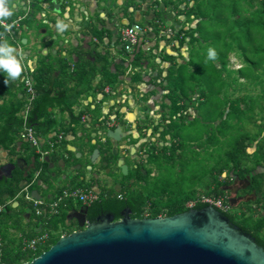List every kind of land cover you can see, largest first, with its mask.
Returning <instances> with one entry per match:
<instances>
[{
	"label": "trees",
	"instance_id": "16d2710c",
	"mask_svg": "<svg viewBox=\"0 0 264 264\" xmlns=\"http://www.w3.org/2000/svg\"><path fill=\"white\" fill-rule=\"evenodd\" d=\"M30 1L34 4L30 13L26 12V10H20L6 19V21H10L18 16L26 14L20 27L23 36H25L24 26L31 24L30 19L34 18L39 11L38 3H43L46 0H39L38 3L34 0ZM241 3L249 5V13L243 15L239 14L238 8L235 6H239ZM230 4L233 6L232 13H229V6L231 8ZM223 13L226 16L223 18L224 14L220 15V18H216V20L223 24V29L224 27H228V29H222L218 37L224 36L227 41L225 45L226 54L237 42L236 46L240 51L243 66L237 70V77L233 83L237 85V88L240 87L248 92L238 98L224 96L222 100H218L222 95L221 90L223 82L221 76L216 75L218 73L215 71L213 60H207L205 66L199 68V70L203 71L200 72L199 78L195 77V83L204 86V88L200 87L199 93L200 97H205V105L209 102L210 96V101L215 100V102H217V105L214 106V108H216L214 111L215 115H213L215 119L210 121V126H214V122L216 123L218 119L220 120L219 125L216 124L215 126L216 132L208 128L204 131L207 137L206 141L209 142V147H211L213 151L211 159L215 158L213 155L222 151V157L226 160V165L222 164L220 155L218 154L216 156L219 158L218 164L213 166H210V164L205 165L206 171L211 175L214 184L207 185L200 192L206 195V197L223 198L227 203L225 190L222 184L231 182V179L235 178V176L241 179L246 178L247 176H251V173L255 171L256 168H264V0H226ZM195 17L199 19L197 13H195ZM200 28L201 26L198 28L199 31H201ZM190 32H195V30H191ZM214 32H216L215 35L218 34L217 31ZM214 32H212V34ZM3 35L4 29L0 25V42L7 41L9 44L15 46L14 41L11 42L7 37L2 38ZM237 36H240L241 39H236ZM141 57L142 55H140V52L135 55L132 60L135 67L141 65ZM221 62L224 63L225 60L221 58ZM179 69L178 77H175V74L170 72L167 78L169 80V87L172 86V83L179 85L178 91L173 88L169 95L174 113H181V111L185 109L181 103L183 101H190L191 99L189 97V90L192 86H190L188 80L192 81L193 77L187 80L185 74L181 71L182 69H186V67H179ZM52 71V67L42 64L39 73L34 77L38 97L32 104L28 113L27 124L32 127L40 137L42 150L49 152L53 149V158L59 159L63 153L73 157V153L67 149V145L69 144L67 141L62 140L58 142L56 137L58 134L49 137V134L54 131L56 128L55 126L58 125L57 120L53 119L51 112L55 103L59 101L53 96L55 84L51 76ZM78 72H75L76 76L70 77L76 80L77 91L75 95L72 94V101H70L69 104L65 103L66 107L64 106L63 109L64 111L70 112L72 121L70 129L73 131L75 127L79 125L81 117L80 115L77 117L74 116L71 108L75 102L79 100L81 95L89 93V90L92 89L90 86L91 76L87 77L84 70ZM183 76L185 80L181 81ZM173 77H175V79ZM239 78L244 79L245 83H238ZM139 79V76L133 78L134 82ZM117 80V73L114 75L110 74L105 77L104 82L100 83L97 88L102 92L106 87H110L115 94ZM219 83L221 86L218 91L213 90L211 95L210 91ZM20 84L21 82L19 79H8L7 83H5V75L0 74V150L7 152L8 155L11 156H19L24 159L27 164H32L34 169H39L43 166L45 169L46 162H41L40 155L36 153L35 148L21 138L23 129L22 113L25 110L26 99L24 89H22L23 86L20 87ZM188 88L189 90H187ZM253 88H259V93L256 96H253L251 93ZM195 89L197 88L195 87ZM67 91L68 90L65 91L64 95H67L69 98L70 94H67ZM20 94L22 95L21 98ZM255 107L257 109H255ZM90 113L94 115L95 118L97 117L98 120L96 123L101 121L96 111ZM231 118L233 120L237 119L238 122L235 124L238 125H242L241 122L247 119H251L253 122L255 121V125L259 126L260 135L252 137L247 133H241L233 137L231 141L227 143L228 147L223 151L221 150L222 146H220L221 142L218 139L224 137L225 133H228L232 129L234 123L230 122ZM194 129L196 133L202 134L195 125ZM50 142L53 143L52 147L50 146ZM254 142H256L255 148L252 153H249L248 149L251 148L250 145ZM203 148V146L200 147V152ZM225 173L226 178L220 180L223 176L222 174ZM32 178V172H25L16 168L12 173V178L0 182V264H23L30 262L32 259L47 251L61 236L68 235L76 230V227L67 223V213L73 207L72 200L70 199L60 204L55 214L36 215L31 201L26 198V193L31 194L32 190L34 188L39 189V186L33 181L32 186H30L27 191H24L26 185L31 183ZM40 179L47 182L49 176H47L44 171ZM250 182L251 190L254 189L257 193L255 200L245 204L238 212H233L231 206L227 212H222L234 225L240 227L242 231L251 234L256 239V242L264 247V215L260 214L257 216L254 214L255 210L264 212V173L251 177ZM77 188L85 190L89 189V186L78 183L73 189ZM60 193L61 191H58L56 195H53L51 199L45 202H52ZM177 196L176 200H171L169 204L161 205L163 208L168 209V216L187 211L188 208L185 206V202L188 200L196 199L197 203L194 208L197 209L204 208L208 205L201 202L195 192L192 195L186 194L185 196ZM15 203H17L16 206H14ZM112 206L122 207V204H119L116 200L111 201L108 198H102L90 205L91 210L98 207L109 209ZM27 214H29L28 217ZM158 215L159 211L153 214L154 217ZM44 233H48L49 238L45 244H40L37 250L33 251L25 247V242H29Z\"/></svg>",
	"mask_w": 264,
	"mask_h": 264
},
{
	"label": "crops",
	"instance_id": "0c3cea01",
	"mask_svg": "<svg viewBox=\"0 0 264 264\" xmlns=\"http://www.w3.org/2000/svg\"><path fill=\"white\" fill-rule=\"evenodd\" d=\"M68 1L69 4L62 5L59 15L52 12L53 6L49 8L48 5L43 6L40 3L38 13L30 19L31 24L24 26L25 36L21 30L17 33L14 48L18 60L24 67L23 74L21 73L19 78L20 82H24V72L27 71L35 85L34 77L39 73L42 64L53 68L51 75L55 84L53 96L59 101L55 103L51 112L58 125L49 137L59 133L64 134V141L69 143L67 149L75 154L76 159H78L77 153L81 154L80 158L87 159L96 148L97 132L95 131L98 130L96 124L99 122L96 123L97 117L95 118L90 112L96 111L98 118L106 121L113 116L131 120L151 115V110L158 108L160 100L170 98L173 88L178 91L179 85L172 83L173 87H169L167 78L170 72L178 77L179 67H186L181 71L187 80L193 77L192 81L188 80L192 88L187 89L191 99L181 103L186 109L183 112L192 117V120L198 117L195 108L201 105L199 103H205V97H200V87L204 88V86L196 84L195 77H200L199 74L203 70L199 68L207 63L209 47H214L218 53L213 65L218 73L216 75L222 78V85L227 84L225 86L227 90L237 87L233 81L237 77V70L243 65L231 68L229 61L232 59L241 61L242 58L235 44L226 54L227 41L223 37H218L223 24L217 22L216 18H220L225 9L218 0H214L212 7H208L209 10L206 8L207 3L212 0H176V5L173 7L171 4L175 2L169 4V1L161 0V7L155 10L152 7L147 8L144 0L142 7L140 5L134 7V5L132 8L124 6L125 0H114L117 11L109 17L102 12L99 4L101 0ZM12 4L17 6L14 13L20 11L16 2ZM118 8L122 11L121 17L118 15ZM209 11H213V15L206 17ZM195 13L199 15V19L195 17ZM63 15L69 16V19H60ZM225 16L224 14L223 18ZM58 22L65 24L66 27L59 30ZM135 23L142 25L145 32L136 52L130 58L129 63L134 68L132 75L128 79L118 77L115 94L110 92V87L108 92L105 89L99 91L97 87L104 82L106 76L114 75L116 71L121 73L119 66L120 55L123 52L121 29ZM200 26L201 31L198 29ZM169 30L172 31L171 34L168 33ZM191 30L195 32H190ZM214 31L218 34L215 35ZM24 39L25 43H23ZM139 52L143 58L141 57L140 60L141 65L135 67L132 60ZM221 58L225 60L224 63L221 62ZM80 70H84L87 77L91 76L92 89L89 93L81 95L71 108L74 116L81 117L79 125L73 131L70 129L72 122L70 112L63 109L64 106L66 107L65 103L69 104L72 101V94L75 95L77 91L76 80L70 77L76 76L75 72ZM72 73L75 74L70 75ZM136 76L140 79L134 82L133 78ZM220 86L219 83L214 88L218 90ZM66 90H68L67 94H70L69 98L64 95ZM146 101L149 104L144 107ZM71 147H74V152ZM63 155L65 156L64 153ZM7 156V153L3 152V158ZM68 156L71 158V155ZM220 180L224 179L220 178ZM225 196L227 199V192Z\"/></svg>",
	"mask_w": 264,
	"mask_h": 264
},
{
	"label": "flooded vegetation",
	"instance_id": "af4514ba",
	"mask_svg": "<svg viewBox=\"0 0 264 264\" xmlns=\"http://www.w3.org/2000/svg\"><path fill=\"white\" fill-rule=\"evenodd\" d=\"M10 2H16L19 10L26 9V12L29 13L34 7V4L31 2L28 4L27 0H11ZM50 2L51 0H46L41 4L48 5L50 8L52 6ZM124 2V6L129 8L134 5V7L136 5L142 7V0L140 3L136 0H125ZM168 3H172L173 7L176 5V0H170ZM99 4L106 17L112 16L117 11L114 0H101ZM118 11V15L121 17L122 11L119 8ZM125 27L127 26L122 29ZM119 66L122 71L121 73L116 71L118 77L128 79L134 68L131 63L129 67L125 61L124 52L120 55ZM110 92L113 90L110 89ZM169 101V99L160 100L158 108L151 110L149 116L131 120L113 116L107 121L104 119L97 123L98 130L95 131L97 132L95 139L96 148H99L100 153L94 162H91L93 151L87 159H76L75 154L71 158L65 154L58 159L52 157L53 149H51L41 161L46 162V168L44 169L43 166L34 169L32 164H27L19 156L8 155L7 152L8 156L1 163L5 151L0 150V182L12 178L13 171L19 168L33 174L31 183H28L24 190L32 186L33 181L39 186V189L32 190L30 194L32 198H34L33 191H37L40 200L45 202L56 195L58 191H69L78 183H82L98 194L94 202L108 198L122 204V207L112 206L109 209L98 207L91 210L90 205L93 202L84 204L70 198L73 207L67 213V223L76 227L75 231L83 229L80 226V221L96 222L99 217L104 215H112L117 221L125 215H129L133 219L153 218V214L159 211L158 216L166 217L168 209L161 205L169 204L171 200H176L178 197V193L173 191L172 187L175 184H173V177L168 176L169 170L178 173L180 169L188 167L186 163L193 158V152H200L199 143L207 142L204 133H202L203 135L195 133L192 117L185 115V111L174 113L172 103ZM148 104L146 101L144 107H147ZM111 130H118L117 138L108 137V132ZM194 136H198V138H194ZM64 139L65 135L62 140ZM86 142L88 143V141ZM44 171L49 176L47 182L40 179ZM222 175L223 179L226 178V173ZM250 179V176L242 179L235 176L231 182L222 184L225 192L228 193V203L231 201L237 207H243L242 204L255 200L257 193L254 189L250 191ZM189 184H192L191 181ZM167 185H170L169 189ZM197 197L201 201L206 195L199 194ZM192 202H196V199L185 202L188 210L191 209L189 204ZM84 207H87V210L80 214L81 208ZM28 216L29 214H27Z\"/></svg>",
	"mask_w": 264,
	"mask_h": 264
},
{
	"label": "water",
	"instance_id": "95a60500",
	"mask_svg": "<svg viewBox=\"0 0 264 264\" xmlns=\"http://www.w3.org/2000/svg\"><path fill=\"white\" fill-rule=\"evenodd\" d=\"M145 2L154 10L162 3ZM51 4L52 12L59 15L69 1L51 0ZM62 18L68 20L69 16ZM117 133L111 130L108 137L117 138ZM99 153V148L93 150L91 162ZM262 173L264 168H257L250 177ZM32 195L40 200L37 191ZM229 205L236 206L231 201ZM84 210L87 207L80 214ZM80 226L82 230L61 236L47 251L23 264H264V247L212 204L166 217L133 219L125 215L115 221L112 215H104L96 222L80 221Z\"/></svg>",
	"mask_w": 264,
	"mask_h": 264
},
{
	"label": "rangeland",
	"instance_id": "374dc122",
	"mask_svg": "<svg viewBox=\"0 0 264 264\" xmlns=\"http://www.w3.org/2000/svg\"><path fill=\"white\" fill-rule=\"evenodd\" d=\"M34 1L37 3L39 2V0H34ZM167 1H170V0H167ZM218 1L220 2V4L221 3L223 4L222 7L225 6L226 0H218ZM213 3H214V0H212V2L210 1L209 3H207V7H206L207 10H209L208 7H212ZM38 5H41L40 2L38 3ZM235 7L238 8L237 10H238L239 14H241V15H243L245 13H249L248 12L249 11V5L248 4L241 3V4H239V6H235ZM232 8H233L232 5H231V8L229 6V9H230L229 13L233 12ZM211 15H213V11H209L207 13L206 17H209ZM225 29H228V27H224L223 30H225ZM223 38H225V37L223 36ZM236 39H241V38H240V36H237ZM235 45H237V42ZM240 64L243 65L242 60L236 61V60L232 59V61H229V65L231 68H236V67L240 66ZM172 67H174V66H172ZM185 77H182L181 81H184ZM238 83H240V84L245 83V80L242 78H239ZM22 84H23V82H21V84L19 86L20 87L23 86ZM225 86L222 85V88H224L222 90V97L223 98H224V96H226V97L231 96V98H238L242 95H245L248 92L245 89H242L240 87L237 88L236 86L231 87V89L227 90V87H225ZM213 90L218 91L216 88H213L212 91H210L211 95H212ZM215 93H217V92H215ZM251 93L253 94V96H256L259 93V88H256V89L253 88V90H251ZM222 97L220 96L218 98V100H222ZM210 100H211V96L209 98V102L207 103V105H205V103H202L197 108H195L196 113L198 114V117H194V125L196 128H199L200 133H204L206 128L212 130L213 132H216L215 126H216V124L219 125V122H220V120L218 119L216 123L214 122V126H212V125L210 126V121H213V119H215L213 117V115H215L214 111L216 110V108H214V106L217 105V102H215V100L214 101H210ZM255 109H257V108L255 107ZM257 118H259V117H257ZM230 122H232L234 124L232 126V129L228 132L229 134L225 133L224 137H221L218 139L221 142L220 146H222L221 150H223V151H224V149H226L228 147L227 143L230 142L233 137L238 136L241 133L242 134L247 133L249 136H252V137L260 135L259 126H256L255 121L253 122V121H251V119L250 120L249 119L243 120L241 122L242 125L235 124L236 122H238L237 119L233 120L231 118ZM196 137L198 138V136H194V138H196ZM95 144H97V143H95ZM255 144H256V142H254L253 144L250 145L251 148L248 149L249 153L253 152V150L255 148ZM203 145H204L203 151H201L200 153L193 152V155H192L193 158L191 159V161L186 163V165H188V167L185 166V169H180L178 173L173 172V170H169L168 176L173 177V184H175L172 187L173 191L178 193V195H181V196H185L186 194L192 195L194 192L197 193V195H199L202 193L200 191L203 188H205L207 185L214 184L211 175L208 174V172L206 171L205 165L210 164V166H213L215 164H218L219 158L216 157L218 154L220 155L221 163L226 165V160L224 157H222L223 156L222 151L220 153H216V155H213V156H215V158L211 159L213 151H212L211 147H209V145H210L209 142L202 141L201 143H199V147H201ZM220 146H219V148H220ZM205 158H208V159H205ZM4 160L5 159L3 158L1 163H3ZM258 175H260V174H258ZM221 179H223V177ZM190 181L192 184H189ZM168 184H170V183H168ZM167 188L169 189L170 185H167ZM211 188H212V186H211ZM250 191H251V189H250ZM242 205H245V204H242ZM240 208L241 207L236 206V207H233L232 210H233V212H238ZM258 211L255 210L254 214L257 216H259L260 214L264 215V212H262V211L258 212Z\"/></svg>",
	"mask_w": 264,
	"mask_h": 264
},
{
	"label": "built area",
	"instance_id": "2783aa9c",
	"mask_svg": "<svg viewBox=\"0 0 264 264\" xmlns=\"http://www.w3.org/2000/svg\"><path fill=\"white\" fill-rule=\"evenodd\" d=\"M28 4L31 2L30 0H27ZM25 15L18 16L15 19H12L10 21H4V23L12 24V27L10 30H6L4 27V23H0V25L4 29V35L2 38L7 37L10 38L12 41L17 40V33L20 32L21 22L24 19ZM145 29L140 24H132L130 26L125 27L121 31V44L124 52V58L125 61L129 64L130 67V58L132 55L136 52V49L139 45V41L141 37L144 35ZM169 34L172 33V31H168ZM24 92H25V110L22 113L23 116V129L21 132V138L28 142L33 148H35V151L37 154L40 155L41 161L45 158L48 151L42 150V142L40 140V137L38 136L37 132L27 124V118L28 113L31 109L32 104L35 102L37 98V90L36 87L32 81L31 76L27 71L24 72ZM105 91H109V87L105 88ZM64 134L59 133L56 137L58 141H61ZM50 146H53V143L50 142ZM24 191H27L25 189ZM97 193L94 192L91 189H72L69 191L61 192L59 195H57L52 202H44L42 200L34 199L30 196L29 193H26L27 200L31 201L33 208L35 210L36 215L41 214H55L57 213L58 207L60 204L64 203L67 199L74 198L84 204H89L94 202L97 199ZM201 202L206 204H212L217 209L223 212H227L230 209L229 203L225 202V199L223 198H212V197H204L201 199ZM197 202L190 203V208H194ZM49 238L48 233H44L35 239L30 240L29 242H25V247L29 248L33 251L37 250V247L40 244H45Z\"/></svg>",
	"mask_w": 264,
	"mask_h": 264
},
{
	"label": "clouds",
	"instance_id": "9594fccd",
	"mask_svg": "<svg viewBox=\"0 0 264 264\" xmlns=\"http://www.w3.org/2000/svg\"><path fill=\"white\" fill-rule=\"evenodd\" d=\"M16 5L12 4L10 0H0V23L14 15ZM6 30H10L12 24L4 23ZM66 27L63 23H57V28L63 30ZM217 51L214 47H209L207 50V59L215 60L217 58ZM30 67V65H29ZM24 71V67L18 60L15 54V48L13 45L9 44L7 41L0 42V74L5 75V83L8 79H19L21 78V73Z\"/></svg>",
	"mask_w": 264,
	"mask_h": 264
}]
</instances>
